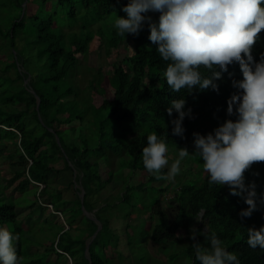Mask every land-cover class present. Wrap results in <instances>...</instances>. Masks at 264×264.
<instances>
[{
  "label": "trees",
  "instance_id": "16d2710c",
  "mask_svg": "<svg viewBox=\"0 0 264 264\" xmlns=\"http://www.w3.org/2000/svg\"><path fill=\"white\" fill-rule=\"evenodd\" d=\"M24 1L0 0V143L8 141L15 145L22 171H15L14 179L20 178L22 192L34 189V204L29 206L32 212L38 210L44 221L45 210L52 205L54 212L50 213L54 220L59 213L63 214L68 228L57 223L54 237L30 236L24 241L23 237L32 229L20 226L15 202L5 197L1 188L0 227L9 226L8 230L16 237L13 244L19 264H59L51 255L59 260L68 256L74 264H90L86 242L98 224L84 215V207L102 224L89 246L91 264H111L110 255L115 258V249L117 256L123 258L118 249L120 235L106 216L112 203L95 211L99 205L92 198L110 186L115 177L111 173L102 179L100 162L104 161L105 152L107 159L111 155L113 160L121 161L123 194L117 193V197L120 203H126L132 200L133 190L144 187L143 183L130 185L128 180L129 172L146 171L141 159L146 136L157 132L163 135L167 147L175 151L177 148L192 150L194 132L207 134L226 119L236 118L227 115V99L236 91L232 80L241 79L242 74L239 65L234 63L215 81L218 92L211 88L202 92L193 90L191 94L184 89L172 92L163 78L166 62L156 52V45L148 40L147 22L138 35H117L108 25L107 30L100 26L93 29L101 21L108 24L118 16L126 17L121 8L128 0H79L84 11L80 14L71 2L75 0H33L34 8H30L29 0L23 6ZM146 15L156 21L159 13ZM66 16L72 20L67 26L63 22ZM20 41L24 42L23 49L18 47ZM125 41L134 45L127 68L123 62L114 63L111 75L104 78L97 71L85 89L73 84L78 57L87 53L92 43L100 52L104 48L112 60ZM261 52H264V30L253 45L254 59L258 60ZM26 55L34 59V70L28 67ZM202 71L207 74V70ZM181 97L186 100L185 108L192 110L191 118L185 117L183 121V137L171 131L170 121L177 114L174 111L169 117L166 111L171 100ZM68 132L74 133L69 143ZM59 159L64 163L62 170L76 173L74 184H81L85 190L83 202L80 196L65 199L62 187H50L51 176L62 171L56 166ZM163 173L166 169H162ZM151 174L148 180H157L156 174ZM244 175L246 184L255 182L257 192H264V162L254 163ZM176 200L178 209L174 220H170L162 201L156 200L152 215L159 216L160 222L152 230L154 243L180 241L177 233L183 230L187 235L186 254L190 264H199L192 244L199 242L206 247L208 242L204 235H197L193 241L190 229L195 227L204 232L208 228L229 251L237 254L240 264H264V250L259 246L251 249L246 243L247 229L264 225V202H258L250 217L242 218L240 211L248 207L243 199L230 195L227 186H209L207 174L203 180L189 179L181 183ZM198 212H203L202 221L194 218ZM129 216H132L130 211ZM129 226L126 223V237ZM126 242L129 246L127 238ZM31 248L35 251L31 252Z\"/></svg>",
  "mask_w": 264,
  "mask_h": 264
},
{
  "label": "clouds",
  "instance_id": "9594fccd",
  "mask_svg": "<svg viewBox=\"0 0 264 264\" xmlns=\"http://www.w3.org/2000/svg\"><path fill=\"white\" fill-rule=\"evenodd\" d=\"M121 11L126 17L115 19L116 34L138 35L147 22L148 40L166 62L163 78L172 92L184 89L191 94L209 88L218 92L215 81L229 65H239L242 78L232 80L236 91L227 99L226 110L229 117L236 118L226 119L207 134L194 132L191 154L202 161L209 186H227L230 195L240 197L248 206L239 215L250 217L258 202H264V192H257L255 182L246 184L244 175L254 163L264 162V52L258 60L252 55L264 30V0H128ZM149 12L159 13L158 20L146 15ZM185 105L181 97L171 100L166 109L169 117L174 111L177 114L170 121L173 135L183 137V121L191 118L192 110ZM146 141L141 151L144 169L156 174V179H174L181 161L190 155L187 148H177V158L169 164L163 135L152 132ZM165 167L167 172L162 174ZM202 214L198 212L194 218L200 221ZM197 235H204L208 242L206 247L192 244L199 264H240L237 254L208 228L199 232L192 227L190 238L195 241ZM15 239L7 228L0 227V264H18ZM246 243L251 249L259 246L264 250V225L249 227Z\"/></svg>",
  "mask_w": 264,
  "mask_h": 264
},
{
  "label": "rangeland",
  "instance_id": "374dc122",
  "mask_svg": "<svg viewBox=\"0 0 264 264\" xmlns=\"http://www.w3.org/2000/svg\"><path fill=\"white\" fill-rule=\"evenodd\" d=\"M32 1L33 0H29L30 8H34ZM27 2L28 0H25L23 6L26 5ZM71 2L75 3L79 14L84 12L80 1L79 3L77 0ZM90 18L91 15L89 14V19ZM63 22L65 23V26H67L72 20L66 16ZM113 24L114 21L111 20H109L108 24L101 21L93 26V29L97 30L100 26L107 30V25L108 27H113ZM18 47L23 49L24 42L20 41ZM133 50L134 45L132 42H122L119 46L118 56L110 60L106 56L104 48H102L100 52L92 43L90 45V50L78 57V68L73 77V84L76 87L85 89L97 71L100 70L104 78L111 75L114 63L123 62L127 68L129 58L133 55ZM31 57L32 56L26 55V63L29 65V68L34 70V59ZM7 58H5V60H7ZM78 126L79 123L76 125L77 130H79ZM65 127H67V125L64 126V128ZM73 136L74 133L68 132L66 134V141L69 143ZM193 151L194 147L189 151L190 155L181 161L180 173L171 180L157 179L150 182L148 180L150 173L146 171H136L134 173L129 172L131 178L128 180V183L134 186L143 183L144 187L142 189L133 190L131 195L132 200H128L126 203H120L117 197V193L119 196L123 194L122 179L124 176L121 175L123 173V170L120 169L121 161H118L116 158L113 160V157L110 154V160L107 159L108 153L105 152L102 159L105 162L100 160L102 179H106L111 173H115V177L110 186L103 188L92 197L96 201V205H99L95 211L99 210L101 206H104L107 203H112L111 208L107 210L108 213L106 216L110 218L111 226L123 240L122 245L119 244L120 247L118 249L123 253L126 252L124 248L128 250L126 253L127 256L122 258L121 256H117V249H115L113 251L115 258L110 255L112 260L111 264H190L189 258L186 254V248L188 245V240L186 239L187 235L183 230L178 231L177 235L180 241L176 242H162L157 244L151 240V235L153 227L160 222L159 216L152 215L156 200L162 201L165 209H167L170 220H174L178 209L176 193L179 190L181 183H184L189 179L195 181L204 179L206 173L203 171L202 161L195 154H191ZM167 155L170 164L177 158V151L172 147H168ZM109 163H111V165H108ZM56 166L62 170L64 166L63 161L59 159L56 162ZM21 169L22 167L19 166V156L16 154L14 143L8 141L0 143V188L5 197L14 200L20 226L25 230L32 229L23 237V240L27 241L30 236L36 238L43 237V235L48 239L52 238L56 234L54 226L57 225V223L67 226L65 218L63 214L59 213L54 220V216L50 213L53 209L50 206L45 210L47 215L45 216L44 221L43 216L40 215L41 213H39L38 210L32 212V209H30L29 206L34 204V189L31 188L26 192H22L19 188L20 178L14 179L15 171ZM164 169H166L167 172V167ZM75 175L76 174H72V171L70 170H62L56 175L51 176L50 187H62L64 188L63 196L65 199H77L80 194L77 191V189L79 190V187L76 183L74 184ZM161 189L165 192L160 191ZM129 211L132 214L131 217L129 216ZM126 223L130 224L127 229V237ZM46 224H49L50 226H47ZM200 224H202V222H200ZM5 228L9 229V226H6ZM126 238L130 242L129 246L126 242ZM30 251L34 252L35 250L31 248ZM51 256L52 259L57 260L59 264H64V262L67 264H74L73 260L69 259L67 256V259L66 257H63L60 260L56 258V255Z\"/></svg>",
  "mask_w": 264,
  "mask_h": 264
},
{
  "label": "water",
  "instance_id": "95a60500",
  "mask_svg": "<svg viewBox=\"0 0 264 264\" xmlns=\"http://www.w3.org/2000/svg\"><path fill=\"white\" fill-rule=\"evenodd\" d=\"M30 78H28V80H29ZM28 80L26 81V83L28 82ZM38 104H39V102H38ZM38 108V107H37ZM56 140H57V143L60 145V140H59V138H58V136H56ZM78 185V187H79V190H80V197H81V200H82V202H83V198H84V195H85V190H84V188H83V186L82 185H80V184H77ZM83 213L84 214H86L88 217H90V218H92L93 220H95L96 222H97V224H98V228H97V230L94 232V234L89 238V240L87 241V245H86V255H87V257L89 258V260H90V264H91V256H90V254H89V246H90V244H91V242L93 241V239L96 237V235L98 234V232L101 230V228H102V224L99 222V221H97V219H96V217L94 216V214L93 213H89V212H87L86 210H85V208L83 207Z\"/></svg>",
  "mask_w": 264,
  "mask_h": 264
},
{
  "label": "crops",
  "instance_id": "0c3cea01",
  "mask_svg": "<svg viewBox=\"0 0 264 264\" xmlns=\"http://www.w3.org/2000/svg\"><path fill=\"white\" fill-rule=\"evenodd\" d=\"M139 221H140V219H139ZM120 238H121V237H120ZM88 239H89V238H88ZM88 239H87V240H88ZM121 240H122V239H121ZM122 243H123V240L121 241L120 245H122ZM86 245H87V244H86ZM123 248H124V247H123ZM124 249L126 250V252H125V253L122 252V253H123V257H124V256H127L126 253L128 252V250H127L126 248H124ZM85 251H86V249H85Z\"/></svg>",
  "mask_w": 264,
  "mask_h": 264
}]
</instances>
